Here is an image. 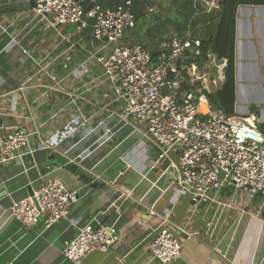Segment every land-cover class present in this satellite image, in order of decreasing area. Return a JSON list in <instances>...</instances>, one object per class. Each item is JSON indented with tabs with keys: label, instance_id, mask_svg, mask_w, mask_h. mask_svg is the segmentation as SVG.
<instances>
[{
	"label": "built area",
	"instance_id": "1",
	"mask_svg": "<svg viewBox=\"0 0 264 264\" xmlns=\"http://www.w3.org/2000/svg\"><path fill=\"white\" fill-rule=\"evenodd\" d=\"M15 1L28 4L31 15L16 30L14 26L22 12L8 22L0 20V37L7 38L0 54L17 48L25 58L20 60H27L30 71L13 93L25 105L46 103L51 108L38 117L26 116L33 125L29 131L19 125H0V166L14 160L25 171L38 169L35 153L45 150L63 157L66 165L82 167L96 151L127 132L128 136H137L136 147L146 162L136 167L142 178L151 171L158 173L150 188L162 194L177 184L188 194L192 211L205 207L203 220L207 229L213 231L227 210L238 211L234 229L246 216L259 217L264 209V134L253 119L227 115L213 107L208 94L223 83L227 60L211 49L205 51L204 60L190 59L189 55L197 54L201 44L191 25L164 36L152 57L147 46L123 42L136 26L131 0L106 8L98 0H88L85 6L84 0H0V6ZM91 2L93 5L85 11ZM190 2L194 17L221 8L220 0ZM41 28L49 40L52 37L54 45L30 48L27 40ZM69 53L71 57L76 53L81 60L66 62ZM89 63H93L94 73L89 72ZM82 71V75L89 72L87 79L70 85ZM7 115L22 116L0 110V116ZM67 116L75 119L73 124L56 142H46L42 133L62 125V118ZM34 138L36 143H32ZM131 153L133 150L126 155ZM25 155L31 157L29 165H25ZM124 158L127 167L135 166ZM50 173L38 172L40 184L33 195L10 200L3 210L7 218L24 227L42 220L45 228L67 219L76 231L62 241V258L69 264H81L85 255L105 252L115 245L119 240L116 220L106 221L105 217L113 208L119 219L117 202L123 194L83 222L75 223L70 208L83 195L59 178H49ZM161 177H168L167 186H158ZM224 188L232 193L227 198H221ZM240 191L245 202L237 206ZM256 198L261 202L252 212L251 203ZM211 207L212 216L207 217ZM172 208L147 245L150 258L163 264L180 257L181 238L175 230L183 231V227L169 226ZM186 234L188 238L195 237V233ZM223 257L229 264H236L234 257L225 253Z\"/></svg>",
	"mask_w": 264,
	"mask_h": 264
},
{
	"label": "crops",
	"instance_id": "2",
	"mask_svg": "<svg viewBox=\"0 0 264 264\" xmlns=\"http://www.w3.org/2000/svg\"><path fill=\"white\" fill-rule=\"evenodd\" d=\"M19 12L22 14L14 26L16 30L31 15L28 4L15 1L10 5L0 6V20L8 22ZM151 26L154 30L148 29L145 34H140L135 27L126 34L123 42H138L147 46L150 51L158 49L164 36L169 34H166L168 32L165 31V26ZM199 30L201 35L203 31L205 34H213L216 27L213 23L204 26L200 24ZM6 39L0 37V52ZM26 43L30 48L37 46L41 49L54 45L52 37L49 40L43 28L35 32ZM20 59L25 58L17 48H8L0 54V110L19 112L22 115L0 116V125H19L29 131L33 125L26 116L44 115L51 105H25L23 99L13 93L20 80L30 71L27 60ZM77 61L78 55L74 54L66 62ZM88 70L94 73L93 63L89 65ZM83 72L75 75L70 85L85 81L89 72L82 75ZM234 81V114L253 119L256 124L264 123V4H243L236 8ZM74 121L75 119L69 116L63 117L62 125L49 128L41 137L48 143H54ZM126 134L127 132L122 133L114 143L96 151L82 167L72 165L76 168L75 172L70 171L69 164L66 165L65 159L56 153L53 154L52 164L49 165L51 169L47 170L51 154L45 150L35 153L38 169L30 168L25 171L23 165L14 160L0 166V185L4 189L1 193L5 194L0 198V264H69L62 258V241L73 237L76 231L67 219L48 228L44 227L42 220L37 225L24 227L18 221L8 219L7 213H3L11 199L30 196V190L34 192L40 184L38 172L47 171L62 180L68 188L77 190L80 196L83 195L70 208L73 211L70 216L75 223L79 220L83 222L97 210L106 208L109 202L120 194L124 196L117 202L120 204L119 219L113 208L107 211L105 217L106 221L116 220L118 242L105 252L94 251L85 255L81 264H163L150 258L147 245L171 206L173 208L168 216L169 226L172 229L176 226L183 227V231L175 230L181 238L180 257L168 264H229L223 253L227 257H234L236 264H264V209L258 218L244 217L236 229L233 228V222L238 211L227 210L213 231L207 229L203 220L205 207L192 211L188 194L177 184H173L162 194L157 189L150 188V182L157 179L158 173L151 171L146 178H142L136 167L146 162L142 161L141 151L136 147L137 136ZM34 141L36 143L35 138L32 143ZM131 150L133 153L126 155ZM124 157L133 161L135 168L127 167ZM23 158L25 165H29L30 155ZM77 173L86 180L80 179ZM168 180V177H161L157 182L158 186H167ZM229 191L224 188L221 198L232 194ZM237 196V206H241L245 202V196L241 191ZM257 200L258 198L251 203L252 212L258 206L255 205ZM212 213L213 207L207 211L206 216L211 217ZM187 232L195 233V237L188 238Z\"/></svg>",
	"mask_w": 264,
	"mask_h": 264
},
{
	"label": "trees",
	"instance_id": "3",
	"mask_svg": "<svg viewBox=\"0 0 264 264\" xmlns=\"http://www.w3.org/2000/svg\"><path fill=\"white\" fill-rule=\"evenodd\" d=\"M125 0H98V4L102 7H112L122 4ZM155 0H131V9L134 13L135 21L140 17L142 18L141 24L146 25V22L153 20L155 27H164L166 23H169L175 32H181L187 25H191L193 33L201 39V44L197 54H190L189 58L193 61L204 60L205 51L211 49L219 58H226L227 63L224 68V81L221 86L208 94V99L212 103L213 107L222 110L225 114L230 115L234 113V101H235V81H234V24L236 8L243 4H264V0H220L221 8L219 11L211 14H202L194 17L192 14L194 10L192 8L190 0H158L159 5L165 2H172L174 5L175 17L169 18L168 16L164 20L159 19V15L152 14L150 11ZM213 23L216 30L213 34L201 35L199 25ZM149 28V31L152 30ZM157 48L151 51L152 57H155ZM191 61V60H189ZM258 129L264 134V123L257 124ZM68 169L72 172L76 171V168L72 165H68ZM78 177L85 181L86 179L77 173Z\"/></svg>",
	"mask_w": 264,
	"mask_h": 264
},
{
	"label": "rangeland",
	"instance_id": "4",
	"mask_svg": "<svg viewBox=\"0 0 264 264\" xmlns=\"http://www.w3.org/2000/svg\"><path fill=\"white\" fill-rule=\"evenodd\" d=\"M173 8H174V5H173V3L170 1V2H165V3H163L162 5H159V1L158 0H155L154 1V4L152 5V7H151V13L152 14H148V17H149V19H150V15H154V14H158L159 15V19L160 20H164V19H166V17L168 16L169 18H173V17H175V12H174V10H173ZM141 21H142V18L140 17L138 20H136V26L135 27H137L138 28V30H139V33L141 34V33H146V31H148V29L150 28V26L151 25H153L154 26V24H155V22L153 21V20H149L148 22H146V25H144L143 26V24H141ZM165 26V28H166V30L165 31H167L168 33H166V34H170L171 32H173V31H175L173 28H172V26L169 24V23H166V25H164ZM153 29V28H152ZM73 29H72V27H69V29H68V31H72ZM154 30V29H153ZM74 54H76V53H74ZM71 57V53H69L68 55H67V58H70ZM78 60H81L80 59V57L78 56ZM91 63H89V65H90ZM88 65V66H89ZM58 176V175H57ZM49 178H53L54 176H53V174H50L49 176H48ZM59 177V176H58ZM230 192V191H229ZM261 202V200L260 199H258L257 200V202H256V206L259 204ZM251 210V209H250ZM252 211V210H251ZM73 211L70 209V213H72ZM253 212H255V210H253ZM263 214V213H262ZM80 222H82V221H80Z\"/></svg>",
	"mask_w": 264,
	"mask_h": 264
},
{
	"label": "water",
	"instance_id": "5",
	"mask_svg": "<svg viewBox=\"0 0 264 264\" xmlns=\"http://www.w3.org/2000/svg\"><path fill=\"white\" fill-rule=\"evenodd\" d=\"M88 2V0H84L83 2H82V4L85 6L86 5V3ZM31 4H33L32 2H31ZM93 5V3L91 2L89 5H87L86 7H85V11H87L91 6ZM53 157H54V155L53 154H51L50 155V157H49V159H50V161L47 163V166H49L50 164H52V159H53ZM51 168V167H50ZM55 167H53V169H54ZM0 198L3 196V195H5V194H2L3 193V191H4V189H3V186L2 185H0ZM2 192V193H1ZM30 195H33V191L32 190H30ZM33 200H34V198H33ZM35 201V200H34Z\"/></svg>",
	"mask_w": 264,
	"mask_h": 264
}]
</instances>
